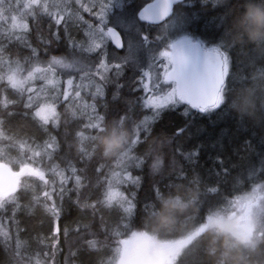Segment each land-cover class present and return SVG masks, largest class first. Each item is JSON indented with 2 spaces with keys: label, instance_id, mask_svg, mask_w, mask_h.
Masks as SVG:
<instances>
[{
  "label": "snow or ice",
  "instance_id": "6c2138e0",
  "mask_svg": "<svg viewBox=\"0 0 264 264\" xmlns=\"http://www.w3.org/2000/svg\"><path fill=\"white\" fill-rule=\"evenodd\" d=\"M174 6L189 11L174 14ZM194 7L192 0H152L142 7L132 5V0H0V139L7 138L6 124L26 130L27 138L20 142V148L28 153L29 163L24 167L38 182V190L28 193L22 182L7 186L5 177L6 186L0 190V247L7 257L5 264H56L62 204L73 192L76 205L91 212L93 220L100 214V227H106L105 213H118L121 201L129 206L124 211L131 212L136 193L130 198L122 187L141 183V177L134 176L131 169L143 170L149 164L151 168L160 166L159 161L151 162L141 151L150 137L149 119L155 122L165 111L181 105L187 106L185 117L192 109L201 114L217 110L218 115L231 113L227 105H222L228 96L230 55L226 49L214 46L222 39L221 18L213 19L214 32L206 30L205 34L211 37L207 42L188 36L174 40L170 35L173 29L183 30L197 23L199 14L192 11ZM185 49L190 50V56ZM55 50L59 54H53ZM127 68L139 73L130 91L143 92L138 101L152 116L135 124L137 131L128 157L111 166L97 161L93 179L86 173L87 161L94 158L83 145L90 133L108 120L107 114L97 111L105 87L115 84L116 100L119 89L124 87L120 78ZM129 111L126 108L121 114L114 110L112 115L129 122ZM74 121L82 127H72ZM259 127L264 130V115ZM61 128L63 143L51 133L52 129ZM187 132V124L177 126L167 139L172 167L180 172L183 169L176 167L178 154L192 159L200 155L203 147L185 154L176 142ZM73 136L79 137L82 145L79 158L85 163L83 168L62 154L64 144L71 152ZM253 151L250 143L245 154L237 150L239 161L218 154L217 185L234 177L249 184L264 181V150L256 154L255 161L249 159ZM155 184L152 179L145 202L153 194ZM38 207L45 209L49 224L56 226L50 228V238L36 237L39 244L48 241L45 247L30 249L22 236L27 226L22 227L21 217L35 215ZM64 243L68 246L65 264H97V234L91 223L77 221L74 229L65 227Z\"/></svg>",
  "mask_w": 264,
  "mask_h": 264
},
{
  "label": "trees",
  "instance_id": "16d2710c",
  "mask_svg": "<svg viewBox=\"0 0 264 264\" xmlns=\"http://www.w3.org/2000/svg\"><path fill=\"white\" fill-rule=\"evenodd\" d=\"M150 2L152 0H132V5L141 7ZM245 2L246 0H192L195 6L192 11L199 14L197 23L183 30L173 29L170 33H182L193 39H205L207 42L211 37L205 34L206 30L208 33L214 32L212 21L216 17L221 18L222 39L214 46L226 49L230 55V74L226 78L229 88L228 98L230 101H235L240 111L254 114V118L238 117L237 113L232 110L231 113L218 115L220 110L212 114H201L194 109L190 110L189 116L185 117L183 112L187 106L181 105L175 110L165 111L162 118L155 122L149 119L150 137L141 149L146 159L155 162L153 157L146 154L148 142L153 137L167 140L177 126L185 124L188 126V132L176 143L183 147L185 154L203 145L200 147V155L187 159L186 156L178 154L176 167L182 168L183 172L172 167L170 148L166 149L167 156L162 167L151 168L149 164L143 170L131 169L134 176L141 177V183L139 186L127 184L123 186V190L130 198L132 193H136V203L132 205L131 212L118 210L119 214L116 211L111 214L105 213L104 231L100 228L99 213L93 220L91 212H82L81 208L76 205L74 192L70 194V198L66 196L58 222L60 251L56 257V264H65V257L68 255V246L64 243V229L65 227L74 229L77 221L91 223L92 230L97 234L95 253L97 264H107L108 260L113 258L114 249L118 243L135 233L155 237L160 242L192 239L168 264H211L206 255V249L213 239V234L207 231L209 222L228 219L237 213L238 208L242 207L240 205L249 199H252V205L246 218H250L254 223V236H259L264 241V181L249 184L239 177H234L217 185L215 175L218 170L215 157L218 154L224 159L239 161L240 155H237V150L241 155L245 154V149L250 143L254 151L251 152L249 159L255 161L257 160L256 154L264 150V144H262L264 130L259 127L261 117L264 115V46L252 47L238 44L233 46V38L236 35L235 25ZM181 11H189V9L174 6V14ZM156 27L158 28L159 25ZM155 30L154 28L153 31ZM53 54H59V50H55ZM13 55L15 58V54ZM137 73L132 68L125 70L120 78V83L124 84V87L119 89L116 100H113V94L117 92L115 84H108L105 87L104 97L97 102V111L101 115L107 114L108 119H111L114 110H119L123 114L126 108H130L129 127L140 123L145 116L149 118L152 116L147 108L140 106L141 102L138 101V97L141 92L130 91ZM105 102H107V107H105ZM60 111L65 112L64 106L60 107ZM77 126L82 127V124L74 121L72 127ZM85 131L87 133L89 130ZM51 133L58 135L63 143V128L52 129ZM4 135L7 138L0 139V164L8 165L14 171H18L21 166L29 163L28 153L20 148V142L27 138L26 130L15 124H6ZM213 144H216V147H213ZM222 145L223 151H221ZM63 147V155H68L72 163L78 167H85V163L81 162L74 149L69 152L67 144ZM97 161H99L98 158L87 161L86 174L93 179V168L98 166ZM106 164L111 166V163ZM152 179L156 181L153 194L145 202ZM174 195H179L184 199H190L192 195H195L196 201L188 211L175 215L168 228L158 229L155 226L154 217L161 207V201ZM125 207H129L127 203ZM21 218L22 227L27 226V232L22 236L28 240L30 249L45 247L48 241H45V244H39L36 237L48 236L50 238L53 234L50 228L54 229L56 225L49 224L48 217L39 207L35 215ZM6 259L0 247V264H5ZM250 261L251 264H264V243L260 245L257 253L250 257Z\"/></svg>",
  "mask_w": 264,
  "mask_h": 264
},
{
  "label": "clouds",
  "instance_id": "9594fccd",
  "mask_svg": "<svg viewBox=\"0 0 264 264\" xmlns=\"http://www.w3.org/2000/svg\"><path fill=\"white\" fill-rule=\"evenodd\" d=\"M235 30L233 46L237 44L252 47L264 46V0H246ZM222 105H227L230 110L237 113L238 117L254 118V114L240 111L235 101H230L228 96L222 100ZM66 114L71 115L70 112ZM136 131V126L129 127L128 121L113 117L102 121L101 125L90 133V138L83 147L90 157L98 158L103 162L112 163L122 160L129 155L130 143ZM71 145L76 154L80 155L82 145L79 137L73 136ZM168 148L166 139L153 137L148 142L146 154L153 157L155 161H159L162 167ZM195 201V195H192L190 199H184L179 195L164 198L154 217L155 226L158 229L168 228L175 215L188 211ZM117 207L121 211L126 208L123 201ZM41 209L44 213L45 209L43 207ZM81 211L86 212L87 209L81 207ZM100 228L101 231L105 230L103 225ZM207 231L213 234L210 246L206 249V255L211 264H251L250 257L257 253L260 245L264 243L259 236H250L244 242L239 241L223 221L210 223Z\"/></svg>",
  "mask_w": 264,
  "mask_h": 264
},
{
  "label": "rangeland",
  "instance_id": "374dc122",
  "mask_svg": "<svg viewBox=\"0 0 264 264\" xmlns=\"http://www.w3.org/2000/svg\"><path fill=\"white\" fill-rule=\"evenodd\" d=\"M80 35H82V33ZM170 35L174 40L179 39L182 36H188L182 33H170ZM138 74L139 73H137V75ZM142 95H144L143 92L140 93V96ZM88 103H92L91 98L88 99ZM6 167L15 174L14 184L16 182H22L25 191H27L28 193L38 190V182L32 176L28 168L21 166L18 171H14L8 165H6ZM22 169L23 171H21ZM122 191L124 192L123 187ZM124 194L126 195L125 192ZM124 203L127 202L125 201ZM251 205L252 199H249L245 201V203L240 205L242 207L238 208L239 211L237 213H234L226 220H222L225 226L232 230L236 239L241 242L246 241L250 236H254V223L252 222V220H250V218H246V215L249 214ZM210 223H212V221L209 222V224ZM191 240L192 239H185L176 242H160L155 237H148L144 234L141 235L135 233L128 239L121 240L118 243V246L114 249L115 252L113 258L109 259L107 264H118L122 259L133 252H139L137 255L144 256V260L142 259L135 263L129 262L128 264H168L172 262L179 251Z\"/></svg>",
  "mask_w": 264,
  "mask_h": 264
},
{
  "label": "water",
  "instance_id": "95a60500",
  "mask_svg": "<svg viewBox=\"0 0 264 264\" xmlns=\"http://www.w3.org/2000/svg\"><path fill=\"white\" fill-rule=\"evenodd\" d=\"M185 54L186 55H191L190 50L185 49ZM8 177L7 181V186H12L14 185L15 181V174L6 166L0 164V190L4 189L6 184H5V177ZM128 261V258L122 259L118 264H126Z\"/></svg>",
  "mask_w": 264,
  "mask_h": 264
},
{
  "label": "flooded vegetation",
  "instance_id": "af4514ba",
  "mask_svg": "<svg viewBox=\"0 0 264 264\" xmlns=\"http://www.w3.org/2000/svg\"><path fill=\"white\" fill-rule=\"evenodd\" d=\"M138 253L137 252H133V253H131L130 255H127L125 258H128V261H127V264L129 263V262H132V263H135V262H138V261H140V260H144V256H142V255H137ZM146 259V258H145Z\"/></svg>",
  "mask_w": 264,
  "mask_h": 264
}]
</instances>
